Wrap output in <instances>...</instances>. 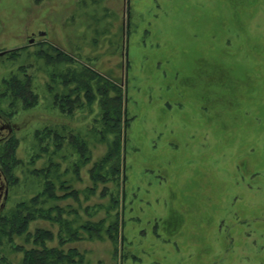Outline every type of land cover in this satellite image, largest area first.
<instances>
[{
    "label": "rangeland",
    "instance_id": "1",
    "mask_svg": "<svg viewBox=\"0 0 264 264\" xmlns=\"http://www.w3.org/2000/svg\"><path fill=\"white\" fill-rule=\"evenodd\" d=\"M0 51V264H264V0H0Z\"/></svg>",
    "mask_w": 264,
    "mask_h": 264
},
{
    "label": "trees",
    "instance_id": "2",
    "mask_svg": "<svg viewBox=\"0 0 264 264\" xmlns=\"http://www.w3.org/2000/svg\"><path fill=\"white\" fill-rule=\"evenodd\" d=\"M118 98H119V95H116V96H114V98H111L110 99L111 102L113 103V105H110L108 103H105L106 106L104 107L105 110H104L103 115H104V118H106L107 120H111V119L114 120V118H113V116H112L111 113L118 112V108L120 110L121 102H120V98L119 99ZM109 110H112V111L110 112ZM114 123H116V122H114ZM113 125H115V124H113Z\"/></svg>",
    "mask_w": 264,
    "mask_h": 264
},
{
    "label": "water",
    "instance_id": "3",
    "mask_svg": "<svg viewBox=\"0 0 264 264\" xmlns=\"http://www.w3.org/2000/svg\"><path fill=\"white\" fill-rule=\"evenodd\" d=\"M40 34H43L42 32H40ZM4 51H0V55L3 53Z\"/></svg>",
    "mask_w": 264,
    "mask_h": 264
}]
</instances>
